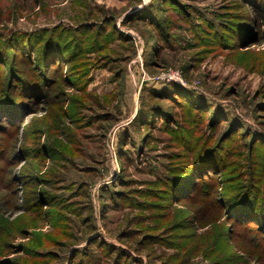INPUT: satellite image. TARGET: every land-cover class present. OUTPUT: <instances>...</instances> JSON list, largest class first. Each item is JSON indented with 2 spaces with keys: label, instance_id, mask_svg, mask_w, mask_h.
I'll list each match as a JSON object with an SVG mask.
<instances>
[{
  "label": "rangeland",
  "instance_id": "rangeland-1",
  "mask_svg": "<svg viewBox=\"0 0 264 264\" xmlns=\"http://www.w3.org/2000/svg\"><path fill=\"white\" fill-rule=\"evenodd\" d=\"M0 264H264V0H0Z\"/></svg>",
  "mask_w": 264,
  "mask_h": 264
},
{
  "label": "trees",
  "instance_id": "trees-1",
  "mask_svg": "<svg viewBox=\"0 0 264 264\" xmlns=\"http://www.w3.org/2000/svg\"><path fill=\"white\" fill-rule=\"evenodd\" d=\"M63 58V57H62ZM44 59H50V61H47V63L49 64V63H51V65H53L54 63L56 64V63H58V61H59V58H57V60H54V62L52 61V59H51V57H49V56H45V55H43L42 56V58H41V60H40V62H42ZM245 210V208H239L237 211H239V213H240V211L242 212V211H244Z\"/></svg>",
  "mask_w": 264,
  "mask_h": 264
}]
</instances>
